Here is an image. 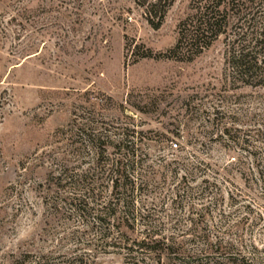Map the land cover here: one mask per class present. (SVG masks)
Returning <instances> with one entry per match:
<instances>
[{"label":"rangeland","instance_id":"rangeland-1","mask_svg":"<svg viewBox=\"0 0 264 264\" xmlns=\"http://www.w3.org/2000/svg\"><path fill=\"white\" fill-rule=\"evenodd\" d=\"M144 1L0 0V264H264V86Z\"/></svg>","mask_w":264,"mask_h":264},{"label":"trees","instance_id":"trees-1","mask_svg":"<svg viewBox=\"0 0 264 264\" xmlns=\"http://www.w3.org/2000/svg\"><path fill=\"white\" fill-rule=\"evenodd\" d=\"M172 2L173 0H145L142 6L151 14L162 3L163 8H166ZM195 4L194 13L178 26V37L169 50L168 57L178 59L187 55L188 59H192L224 34L226 28L234 29L232 38L226 42L228 68L246 83L264 86V0H200ZM165 10L159 17V22L163 19ZM116 164V172L120 178L126 169L121 161ZM153 235L144 234L139 240L135 239L134 243L136 242L138 249H143L146 241Z\"/></svg>","mask_w":264,"mask_h":264}]
</instances>
